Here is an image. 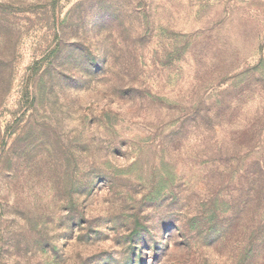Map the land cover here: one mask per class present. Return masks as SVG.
Returning <instances> with one entry per match:
<instances>
[{
  "label": "rangeland",
  "instance_id": "374dc122",
  "mask_svg": "<svg viewBox=\"0 0 264 264\" xmlns=\"http://www.w3.org/2000/svg\"><path fill=\"white\" fill-rule=\"evenodd\" d=\"M0 264H264V0H0Z\"/></svg>",
  "mask_w": 264,
  "mask_h": 264
}]
</instances>
